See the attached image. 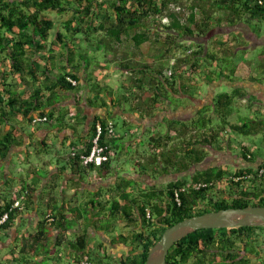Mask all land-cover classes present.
Here are the masks:
<instances>
[{
  "label": "trees",
  "instance_id": "16d2710c",
  "mask_svg": "<svg viewBox=\"0 0 264 264\" xmlns=\"http://www.w3.org/2000/svg\"><path fill=\"white\" fill-rule=\"evenodd\" d=\"M213 10L228 12V21L235 24L245 17L250 20L264 18V0H0V129L3 124L11 122L18 115L29 120L31 124H35L36 117H47V122L44 123L53 125L56 119L53 107L59 103L63 93L79 91L82 80L90 83V92L95 94V100H90L92 105H97L98 99H101L105 106L115 102L121 107L128 105L129 112L139 113L142 118L156 116L160 104L169 100L166 96L169 90L175 94L189 93H184L182 86L179 87L181 80L185 78L180 66H175L173 78L170 79L164 69L158 66L135 63L130 58L123 59L119 68L131 73V85L123 84L121 88L124 94L116 99L111 86L102 85L94 73H89L94 63L104 70L109 69V66L103 67L98 59L94 63L91 62L89 54L77 53L73 42L82 36L84 41H89L90 45L95 46V52L105 49L118 54L119 46L125 43H131L137 49L151 43L153 47L159 46L158 51L167 46L165 51L170 52L178 45L180 38L208 36L222 25L224 19L215 18ZM49 13L57 16L52 17ZM199 13L202 14L201 19H198ZM65 16L68 18L64 19ZM164 20L167 25H163ZM53 32L55 34L52 39ZM162 34L166 35L165 40L162 39ZM219 45H223L226 50H223L224 47L221 50L214 47L210 49L209 45L201 44L199 50L193 53L190 66L197 73L204 67L199 63L200 60L205 64L218 65V71L206 70L204 73L206 84H214L217 81L233 82L236 75V51L232 50L234 48L231 41L227 40ZM60 49H66V53ZM37 56L39 60H35ZM158 56L162 58L164 53H158ZM58 57L62 61L60 65L56 62ZM182 62L189 64L188 60ZM136 73L139 77L135 76ZM19 78L27 86L37 85L27 99L18 92V86H22ZM70 80L76 81L77 85H73ZM147 91L153 93L147 95ZM45 93L48 95L45 96ZM246 96L247 93L240 88H235L231 93H219L214 99L211 115V109L204 106L197 113V119L190 124L178 125L177 122L167 119L165 123L168 131L157 133L148 141V144L154 147L153 152L159 151L160 154H155V157L147 162L152 166L151 169L141 170L144 173L150 170L154 177L170 172L183 173L205 161L209 154L208 147L222 150L228 142V146L232 148V139L228 140L227 135L249 136L264 133V120L242 124H232L230 121L235 101ZM190 97L196 98L194 95ZM65 116L62 114V120ZM215 118L219 120L218 125L214 124ZM97 123H101L104 128L101 144L109 147L114 156L101 166L84 165L80 155L90 153ZM110 123H113L115 129L113 121L98 117L93 123L88 143L84 147L76 146L70 150L67 158L74 169L89 170L97 167L102 170L103 175L111 173L114 160L118 156L116 149L119 147L115 145L119 137L115 131L113 135L109 134ZM173 135L180 139V147L175 145V148L167 153L161 151L162 147H168L175 140ZM15 144H19V140L13 128L0 139V161L7 157ZM75 150H80V154L74 157L72 153ZM249 154L247 148L242 152L245 160L254 161V157H249ZM262 169L264 163L257 169L249 167L230 170L213 167L195 172L190 180L180 177L163 189L141 191L133 199L123 190L120 197L125 203L122 206L119 200L107 203L100 201L102 215L111 214L115 217L122 212L124 220L132 226H136L133 219L136 213L132 206L137 208L142 231L134 232L130 238L125 235L117 236V240H131L133 244H139L141 253L133 261L123 264H145L150 250L161 239L166 229L187 218L231 208L264 206V173L260 175ZM250 176L252 177L249 178ZM235 178L241 179L235 181ZM4 180L7 186L13 181L11 178L6 180L5 170L0 171V183ZM39 182V179H35L33 184L24 181L18 191L19 198L24 193L27 196L23 203L32 200ZM246 183L251 184L249 190L245 188ZM200 184L206 186L197 189ZM122 189L123 187H119V190ZM217 190L227 195L220 199L215 198L212 193ZM8 193H12V190ZM177 194L180 203L176 200ZM16 199L7 201L5 205L0 204V233L10 230L19 214L24 212V204ZM17 202L21 206L15 207ZM49 211L51 214L39 224L37 233L31 235L22 245L19 254L23 259L16 258L19 264H28V257L38 258L44 255L42 248L47 247L51 230L68 231L78 223L79 217L75 215V210L71 211L74 212L72 221L67 220L54 207L49 208ZM148 212L151 218H148ZM6 215L7 220L1 223ZM107 227L110 225L102 226V229L107 231ZM86 236L80 235L76 240L68 241L81 259L78 264H92L93 257L87 251ZM254 260L264 264V227L199 230L175 244L168 255L167 264H253Z\"/></svg>",
  "mask_w": 264,
  "mask_h": 264
},
{
  "label": "crops",
  "instance_id": "0c3cea01",
  "mask_svg": "<svg viewBox=\"0 0 264 264\" xmlns=\"http://www.w3.org/2000/svg\"><path fill=\"white\" fill-rule=\"evenodd\" d=\"M212 12L215 18L220 17L224 19L222 25L219 26L222 27L221 29H229V31L232 32L241 30L243 31V33H246L247 31L252 32L253 28L255 27L261 31H264V18H255L253 20H250L245 17L244 19H242V21H237L235 24H230V22L228 21V12L224 10L219 12H217V10H213ZM248 20L250 21L248 22ZM239 26H241L240 28L243 29L236 30V28H238ZM232 32H224L225 34L223 35L221 33L217 35L212 42L218 41V43H224L230 38L229 34ZM251 32V36L249 37L252 38L254 42H256V38L258 36H256V34H253L254 32ZM54 34L55 32L52 33V39L54 38ZM246 37L248 38V34ZM210 43L211 42H209V44ZM90 44L91 43L89 41H85V46L87 45L90 48H95V46ZM142 47H140V49H137L133 47L131 43H125L119 46L120 50H118V54L111 53L110 51H106L105 49H103L100 51V55L105 58V64L111 67L109 68V70H104L103 68L99 67L96 71H93L90 68L89 73L92 72L94 74H100L99 71L104 70V74L107 75L108 71L120 69L116 67H119V63H122L124 61L123 59L125 58H130V60L135 61V63H139V61L135 60L134 57H136V53L138 54V56L141 54L143 55L144 50L142 49ZM133 50L135 52L127 55L128 52H131ZM122 51H126L127 53L121 54ZM149 56L156 61L159 59L158 54ZM119 57H121V59ZM39 59V56L35 57V60ZM260 61L264 62V58H261ZM2 67L3 66H1V70ZM8 69L10 68H5V70ZM116 73L118 75H115ZM112 74L113 77L114 75L116 76L115 79H117L120 83L127 77H131V73L124 71H115L112 72ZM254 75L255 74L253 73V70L251 68H247L243 63H239L237 64V72L235 75V77L237 76V78H240L239 81L236 83H227H229L231 87L240 88L245 93H247L246 98L239 99L242 100L243 104H245L246 102L249 103L253 98L257 103H259L257 106L262 107L261 110L264 113V84L255 82L253 80V78H255ZM148 77H150V75H148ZM18 81L20 84L22 83L20 78L18 79ZM98 81L100 82L99 78ZM122 85L123 83L121 84V86ZM36 87V84L27 86L26 84L22 83V86H18V92L22 93V96L27 99L33 94ZM24 89L25 92H23ZM90 90V83H85L84 80H82L79 84V91L75 93H63L59 103L56 104L55 107H53L55 109L56 119L53 121V125L51 126L49 124L46 126L40 125L39 127L37 126L36 129L30 128V130H28L27 121L29 120H26L21 115H18L17 117L12 119L11 122L3 124L0 129V139H2L9 130L14 128V134L17 140H19V144L13 145L7 157L0 161V166L4 165L5 167L4 170L6 172V180L15 178V174L13 173L11 166V159L13 158L15 153H28V148H30L36 142L41 144L45 152H48V148L51 145V147L53 148L50 152V156L51 158H54L52 161L49 160L44 162L45 174H40L39 170H34V172H37L38 174H33V176L37 177L40 182L36 187L37 190L34 194V197L27 203H23V201L26 200L25 198L27 197L25 193L20 196L21 198H19L20 192L18 191L19 189H21V187L12 185L9 189H5V192L7 193L8 191L12 190V193H8L11 195V197L8 198L3 196L4 191L2 188L3 185H5L6 181L4 180L0 183V204L5 205L7 201L10 202L17 198L16 201L21 202L25 206L24 212L22 214H19V217L14 221V225L5 233L9 238V242L5 244L4 242L0 241V249H8V252L3 253L2 255L5 264H19L16 258H22V256L19 254L22 251V245L24 244V242L29 240L31 235L37 233L39 224L46 218H48V216L51 214L49 208L52 209L53 207L69 221H72V215L74 214V212L71 213V211L75 210V215L79 217L78 223L68 231H63L60 229H56L53 231L51 230L50 240L46 245L47 247L43 255H47L48 257L43 258V256H40L38 257V259L28 257L30 261L28 264H46V259H52L54 261L53 264H78V261L81 259L78 258L77 251L71 248V246L68 244V241L70 240V235L75 236L76 240L77 237L84 234L87 235V251L89 255L93 257L92 264L129 263L141 253L140 246L139 244H133L131 240H128L127 242L124 240H121L122 242L120 240H117L118 235H115L114 229L112 231V228H109V230L107 231H104L102 229L101 220H110L112 218V215H101L102 209L99 204L100 201L107 203L109 201L119 200V203L122 206L125 203L120 197L121 191L123 190H126L127 193H129L130 198L133 199L136 198L141 191L149 192L155 189L158 190V185H164L165 187L170 182L175 181L180 177H191V175H193L197 171L212 169L213 167H224V169H231V167H234L233 169L235 170L249 167L257 169L264 163V160L260 157H258V160H256L251 151L249 157L253 156L254 161L245 160L244 156L242 155V152L245 149L243 146L238 150H235L233 147H229L228 142H226L222 147V150L214 148L212 149L222 153L221 155L225 159H234L235 161H237L236 165L231 164L230 162H223V164L221 163L219 164V166L218 164L205 166L204 162L207 159L210 160L213 158L210 157L211 155H209L210 147H208L209 154L205 161L183 173L170 172V174H163L154 177L151 172H149V170L144 173L143 170L140 169V173H138L137 170H135V173H130L121 166H116L115 163H113L111 173L107 174V176L103 175L102 170L97 167L89 170H76L72 167V164L70 165V162L67 158L68 154L73 147H84L88 143L91 138V129L93 123L98 117L108 121H113L114 117H122L124 119L125 125H127L128 123H131L132 125L135 124L138 126V132L140 130L142 133H149L151 138V136L158 133V125L166 124L165 121L167 119L177 122L178 125L190 124L194 119H197V113L204 107L205 101L207 100V98L205 101L203 99L200 100L199 96L196 98H191L190 96L183 94V92H180V94H175L173 91L169 90L171 93L173 92V94H175L177 100L180 99V97H184L186 101H184L182 105H170V102H168L170 107L168 105V107L166 106L165 108H159V110H157L156 112V116L152 118H142L139 113L136 114L129 112L128 109L130 108V106L125 104L121 107L118 106L117 102H115L113 105L105 106L103 105L101 99H98L99 103L97 105H92L90 103V100H95V94L90 92ZM209 93L212 94L210 100L212 103L216 95H218L219 93L217 92V90L211 91ZM121 94H124V91L119 93L115 91L116 99H118V96ZM47 95L48 93H45V96ZM199 95L201 96L202 94ZM106 101L107 103H109L108 100ZM256 102H254V108L257 107ZM163 103H161L160 105L162 106ZM62 114L66 115V118H64L63 120ZM183 116H185L186 118H183ZM231 123L242 124V122H232V120ZM52 136L57 139L56 144L52 143ZM118 139L120 141L125 140L123 137H119ZM173 143L175 144L172 145ZM128 145L133 146L134 144L130 143ZM175 145H177V143L176 141H173L168 145V147H162L161 151L165 153L170 152L175 148ZM116 146L119 147V144L116 143L115 147ZM66 147H68L69 150L65 155H62L61 150H63V148L66 149ZM200 147L201 146L199 145L198 148ZM153 151L154 147L148 144V150L143 156L146 159L142 158V160L148 162L152 157H155V154H160L159 151H157V153H154ZM140 185L145 186V188L137 190ZM33 187H35V185ZM114 187H116L117 191L113 189ZM119 187H123V189L119 190ZM135 189L137 191H135ZM94 204L97 206V208H95ZM132 210H135L134 212L136 213L133 218L136 226L128 224L127 221L124 220L122 212L121 214L113 217V219L117 217L116 220L121 226H124V228H129L131 230L130 233L123 234L128 238H130V236H132L134 232L142 231L141 220L138 216L137 208H133L132 206ZM87 223L89 224L88 227ZM67 247L69 248V250H66ZM69 260L72 262H70Z\"/></svg>",
  "mask_w": 264,
  "mask_h": 264
},
{
  "label": "rangeland",
  "instance_id": "374dc122",
  "mask_svg": "<svg viewBox=\"0 0 264 264\" xmlns=\"http://www.w3.org/2000/svg\"><path fill=\"white\" fill-rule=\"evenodd\" d=\"M188 13V12H187ZM50 16L52 17H56L57 15L54 13H49ZM188 14H186V18ZM68 16H65L64 19H67ZM202 18V14H199L198 19ZM167 21H163V25H167ZM241 26H239L238 28H236V30L238 29H243L240 28ZM224 32H232L229 31V29H218L216 28L212 33H210L208 36H204V37H196L194 39L191 38H180V42L178 43L177 46H175L173 48V50H171L170 52L165 51V48H167V46H165V48L160 51L159 50V46L156 45L155 47H153L150 43L145 44L142 49L144 50L143 55H139L136 53V57L135 60H138L140 63L142 64H148V65H152V67H159L164 69L165 73L168 74L169 70H173V72H175V66L178 65L183 69V77H185L184 79L181 80V83L179 84V87L184 89V93L189 92L185 95L187 96H195L198 97L199 99H203L205 101V107L210 108L211 110H214V101L211 103V96L212 94H210L209 92L217 90L218 93H224V92H228L231 93L235 88L231 87V85L227 82L224 81H217L214 84H206L204 81H206V78L203 77L204 73H206V70H212V71H218V65L214 64V65H209V64H205L203 61H199V63L201 62V64L204 67H201L200 70L201 72L197 73L195 70L193 71L191 69L190 63H192V58H193V53H195L196 51L199 50V45H209L210 49L214 48H220V50L222 49V47H224L223 45H219L218 41L217 42H212L214 41L213 39H215V37L217 35H219L220 33H224ZM245 32V31H244ZM251 32V31H250ZM250 32H246L243 33V31L239 30V31H234L232 33H230V38L228 40L231 41V44L233 45L232 49L233 51H236L235 54V65L237 66V64H244V66H246L247 68H251L253 70V73L255 74V78H253V80L257 83L260 84H264V62L260 61L261 58H264V31L259 30L258 28H253L252 32H254L253 34H256V36H258L256 38V42H254V40L252 38H250L249 36H251ZM251 32V33H252ZM248 34V38L246 37ZM223 35V34H222ZM166 35L162 34V39L165 40ZM212 40V41H211ZM211 41V43L209 44V42ZM216 41V40H215ZM73 46L76 47L75 49H77V53H85V55H88L91 57V62H95L96 59H98V61L100 62V64L105 67L108 68L109 65L105 64V58L100 55V52H95V48H90L87 45L85 46V41L83 40L82 36H79L77 40H75L73 42ZM236 48V49H235ZM238 49V50H237ZM61 50V49H60ZM150 50V51H149ZM223 50H226V48L224 47ZM62 52L65 51L66 53V49L61 50ZM97 51V50H96ZM149 51V52H148ZM132 52H135L134 50L131 52H126V51H122L121 54L127 53V55H130ZM164 53V57L160 58L156 61L153 58H150L149 55H157L158 53ZM103 53V51H102ZM222 53V52H221ZM120 54V55H121ZM224 55V54H223ZM104 58V60H103ZM121 59V57H119ZM200 59V58H199ZM182 60H188L189 64L187 65V62H182ZM60 61V62H59ZM57 63H59V65L61 64V60L60 57H58ZM111 67V66H110ZM109 67V68H110ZM115 67V66H114ZM113 67V69H114ZM92 69L97 70V64H93ZM119 68V67H116ZM91 69V70H92ZM109 70V69H108ZM118 72V71H123L120 69H115V70H111L108 71L107 75L104 74V70H100V74H97V77L99 78L100 82L102 85H108L111 86L114 91L116 92H122L123 89L121 88V84L123 83L126 86L131 85V80L130 78H126L123 81H121V83L115 79L116 76L118 75L117 73L114 75L112 72ZM125 72V71H124ZM136 77H139V74L136 73L135 75ZM120 78V77H119ZM192 81H191V80ZM240 78H237V76L233 77V82L231 83H236L239 81ZM109 80V81H106ZM199 82V83H198ZM177 87V86H176ZM150 93L152 94V91H147V95H150ZM202 94L201 96L199 94ZM168 97V101L166 100V102L163 103V105L160 107L161 108H165L166 106L168 107L170 102V105H182V103L184 101H186L184 99V97H180V99H176L175 94H173V92L171 93L170 91L167 93L166 95ZM216 98V97H215ZM214 98V99H215ZM246 102V101H245ZM249 102V101H248ZM256 102L253 98L249 103H242V100L237 99L234 103V113L232 114V116L230 117V121L232 120V122H251V121H256V120H264V113L262 112V107L257 106L259 103L256 104V108L255 107V103ZM169 105V107H170ZM159 110V109H158ZM210 110V115L211 112H213V110ZM214 117H216L215 115H212ZM183 118H186L185 116H183ZM113 121L115 123V132H116V136L117 137H123L125 140H118L116 143L119 144V149H116L118 151V156L117 158L114 160V163L116 164V166H121L122 168H124L125 170H127L128 172H132L135 173V170L138 171V173H140V169L142 168H147V169H151L152 166H150L149 163L145 162L143 159V156L146 154L147 150H148V141L150 139V134L149 133H142L140 130L138 132V126L135 124H131L128 123L127 125H125L124 119L122 117H114ZM219 120L215 118L214 124L218 125ZM28 123V130H30V128L32 129H36L37 126L39 127L40 125L46 126L48 124H41L38 123L37 125L35 124H31L29 121H27ZM236 124V123H235ZM158 133H166V131H168V127L167 124H159L158 125ZM175 136V140L177 145H179V138L176 135ZM227 139L230 140L232 139V147L235 150H238L239 148H241L242 146L244 148H247L249 151H251L254 155V157L256 158V160H258V157H260L261 159L264 160V133H258L255 135H249V136H245V135H238V134H230L227 135ZM51 141L52 143L56 144L57 143V139L55 137H51ZM134 144L133 146L128 145V144ZM175 143H173L172 145H174ZM180 146V145H179ZM51 145L48 148V152H45L43 150V147L41 146V144H39L38 142H36L34 145H32L29 149V152H23V153H15V155L13 156V158L11 159V166H12V171L15 174V178H13L12 184L7 186H3V189H9L12 185L13 186H17V187H21V185L23 186L24 181L27 182L28 184L32 183L35 179L33 176V172L34 170H39L40 174H45V168H44V162L45 161H49V160H53L54 158L50 156V152L52 151ZM68 147L63 148V150H61V154L65 155L68 151ZM125 150V151H123ZM126 152V153H125ZM222 153L217 152L215 150H213L212 148H210V157H213L212 159H207L204 163L205 166L206 165H216L218 164H223V162H230L231 164L236 165L237 161H235L234 159H225L224 157H222L221 155ZM56 160V158H55ZM208 163V164H207ZM141 164V165H140ZM204 166V165H203ZM4 165L0 166V171L3 172V170L5 169ZM234 167H231L230 170H235L233 169ZM15 171V172H14ZM150 172V170H149ZM3 177V176H2ZM188 180H190V176H186L184 177ZM134 185V184H132ZM136 185V184H135ZM134 187V186H133ZM251 187L250 183H246V189L249 190V188ZM142 188H145V186L140 185V187L137 188V190H141ZM164 185H158V189H163ZM114 190L117 191L116 187L113 188ZM135 189V191H137ZM134 191V193H135ZM7 192L4 191L3 196L4 197H11L10 194H6ZM214 195L215 198H223L224 196L227 195V193L223 194L221 191H214V193H212ZM97 205V203H96ZM102 215V214H101ZM155 217V216H154ZM157 218V217H155ZM88 223H87V227H88ZM101 225L102 226H109L107 227L108 230L109 228H112V231L114 229V233L115 235L121 236L123 234H128L131 232V230L129 228H124V226H121L118 221L116 219H113V217L109 220H101ZM22 227V226H21ZM20 227V228H21ZM78 238V237H77ZM70 240L74 241L75 240V236L70 235ZM0 241L4 242L5 244H7L9 242V238L6 236L5 232H1L0 233ZM15 243V242H14ZM18 243V242H17ZM16 243V244H17ZM42 250L45 253L46 248H42ZM66 250H69V248L67 247ZM8 252V249L3 248L0 249V264L4 262V258H3V253ZM48 254V253H47ZM48 257L47 255L43 256V258ZM33 259H38L37 257H34ZM70 261V260H69ZM254 264H260L259 262H257V260H254ZM72 262V261H70ZM46 264H53L54 261L52 259H46L45 260ZM66 263V262H64ZM35 264V263H34ZM69 264V263H67Z\"/></svg>",
  "mask_w": 264,
  "mask_h": 264
},
{
  "label": "water",
  "instance_id": "95a60500",
  "mask_svg": "<svg viewBox=\"0 0 264 264\" xmlns=\"http://www.w3.org/2000/svg\"><path fill=\"white\" fill-rule=\"evenodd\" d=\"M238 227H264V206L231 208L187 218L166 229L150 250L145 264H167L175 244L199 230Z\"/></svg>",
  "mask_w": 264,
  "mask_h": 264
},
{
  "label": "built area",
  "instance_id": "2783aa9c",
  "mask_svg": "<svg viewBox=\"0 0 264 264\" xmlns=\"http://www.w3.org/2000/svg\"><path fill=\"white\" fill-rule=\"evenodd\" d=\"M173 70H169L167 76L172 79L173 78ZM73 85H76V81H73V80H70ZM40 122H47V117H36L34 119V123H40ZM114 125L113 123H110L109 124V134L113 135L114 134ZM104 132V128L102 126L101 123H97L96 125V136L93 138V142H92V148H91V151L88 155H84V154H81V161L84 165H90V164H94L96 166H101L104 162L110 160V158L112 156H114V153L110 150H109V147L107 146H103L101 144V137H102V134ZM80 154V150H75L72 155L75 157V156H78ZM264 173V169L260 170V175H262ZM252 176H250L249 178H251ZM241 178H235V181H239ZM206 185H203V184H200L198 185L196 188L197 189H200L201 187H204ZM176 200L180 203V199H179V196L177 194V198ZM21 206L18 202L16 203L15 207H19ZM148 218H151V214L150 212H148ZM8 216H4L3 220L1 221V223L5 222L7 220ZM84 264V263H83Z\"/></svg>",
  "mask_w": 264,
  "mask_h": 264
},
{
  "label": "clouds",
  "instance_id": "9594fccd",
  "mask_svg": "<svg viewBox=\"0 0 264 264\" xmlns=\"http://www.w3.org/2000/svg\"><path fill=\"white\" fill-rule=\"evenodd\" d=\"M77 85V84H76ZM36 124V123H35Z\"/></svg>",
  "mask_w": 264,
  "mask_h": 264
}]
</instances>
